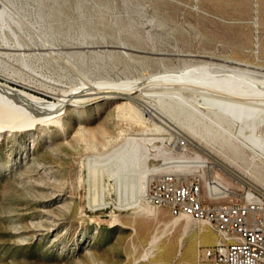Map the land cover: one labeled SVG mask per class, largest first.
I'll use <instances>...</instances> for the list:
<instances>
[{
	"label": "rangeland",
	"instance_id": "374dc122",
	"mask_svg": "<svg viewBox=\"0 0 264 264\" xmlns=\"http://www.w3.org/2000/svg\"><path fill=\"white\" fill-rule=\"evenodd\" d=\"M20 3L27 17L42 23L63 51L87 43L100 46V55L85 56L82 66L93 79L119 83L164 69L177 70L186 63L218 62L215 59H234L264 69V0ZM120 43L139 53L102 52L101 46ZM179 54L212 59L183 61ZM49 61L36 55L24 65L17 57L0 56V65L8 71L69 91L72 78ZM122 102L126 100H88L79 104L77 114L63 119L62 129L47 126L37 132L0 137V264H195L197 223L190 218H174L163 208L154 207L155 213L147 216L119 207L113 181L106 174L97 177L96 191L98 194L103 188L101 197L108 205L95 207L96 198L89 194L86 157L93 153L92 148L105 152L126 135H139L151 123L165 128L167 138L171 130L178 131L170 121L148 115L140 102L131 103L149 123L125 120L116 109ZM179 132L192 142L184 131ZM199 149L207 161L221 164L230 176L264 191L239 171L228 169L214 153ZM211 241V233L201 239L205 246Z\"/></svg>",
	"mask_w": 264,
	"mask_h": 264
},
{
	"label": "bare ground",
	"instance_id": "6f19581e",
	"mask_svg": "<svg viewBox=\"0 0 264 264\" xmlns=\"http://www.w3.org/2000/svg\"><path fill=\"white\" fill-rule=\"evenodd\" d=\"M53 39L42 23L27 17L20 0H0V56L17 57L24 65L30 57H45L72 78L67 91L38 83L28 76L24 78L0 65V137L37 132L47 126L62 129L63 119L74 114L79 104L104 98L126 100L116 105L120 116L147 124L140 110L131 103L140 102L152 118L161 117L175 124L194 146L214 153L228 169L239 171L264 188V69L234 59H215L218 62L186 63L177 70L164 69L156 75L117 83L111 79H93L82 67L85 56L100 55L97 49L100 46L87 43L68 46L69 51H63ZM101 48L109 55L138 52L124 43ZM177 57L183 61L193 57L212 59L191 54ZM166 132L162 126L151 123L139 135H126L122 142L105 152L92 148L93 153L86 157V182L89 194L96 198L95 207L108 205L101 197L103 188L98 194L96 191V179L103 174L113 181L119 207L152 216L154 207L144 198L150 175L165 171L190 174L198 167H210L199 151L190 149L174 154L165 144L171 139L163 136ZM157 160L163 163L154 164ZM210 174L203 170L210 195H224L230 181L220 173L208 177Z\"/></svg>",
	"mask_w": 264,
	"mask_h": 264
},
{
	"label": "built area",
	"instance_id": "2783aa9c",
	"mask_svg": "<svg viewBox=\"0 0 264 264\" xmlns=\"http://www.w3.org/2000/svg\"><path fill=\"white\" fill-rule=\"evenodd\" d=\"M170 137L166 146L172 150L200 152L181 132L171 130ZM208 164L210 167H198L190 174L165 171L150 175L145 185L146 202L166 209L174 218L187 216L197 223L195 264H264V191L230 176L217 162ZM203 170L210 171L208 177L217 172L229 178L232 184L224 195H210ZM208 231L214 241L212 246H203L200 237Z\"/></svg>",
	"mask_w": 264,
	"mask_h": 264
},
{
	"label": "crops",
	"instance_id": "0c3cea01",
	"mask_svg": "<svg viewBox=\"0 0 264 264\" xmlns=\"http://www.w3.org/2000/svg\"><path fill=\"white\" fill-rule=\"evenodd\" d=\"M206 233H211V234H212L211 231H210V232L208 231V232H206ZM204 234H205V233H204ZM204 234L201 235V237H200V241H201V239H202V237H203ZM213 241H214V236H213V234H212V241H211V244H208L207 246H212ZM203 246H205V245H203ZM194 252H195V244H194ZM194 252H193V258H194V261H195Z\"/></svg>",
	"mask_w": 264,
	"mask_h": 264
}]
</instances>
